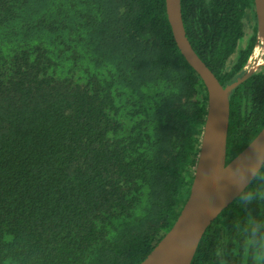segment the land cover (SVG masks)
<instances>
[{"label": "trees", "instance_id": "1", "mask_svg": "<svg viewBox=\"0 0 264 264\" xmlns=\"http://www.w3.org/2000/svg\"><path fill=\"white\" fill-rule=\"evenodd\" d=\"M180 6L221 85L240 77L254 1ZM206 107L165 0H0V264H139L188 196ZM263 124L261 65L229 94L226 162ZM261 239L264 171L190 264H264Z\"/></svg>", "mask_w": 264, "mask_h": 264}, {"label": "water", "instance_id": "2", "mask_svg": "<svg viewBox=\"0 0 264 264\" xmlns=\"http://www.w3.org/2000/svg\"><path fill=\"white\" fill-rule=\"evenodd\" d=\"M253 1L257 44L258 35L264 39V0ZM165 11L180 53L206 88L207 107L188 196L172 226L139 264H190L207 226L244 190L258 172L257 163L264 161L263 124L251 141L226 162L229 94L253 70H247L246 63L240 77L221 85L186 36L180 0H165Z\"/></svg>", "mask_w": 264, "mask_h": 264}, {"label": "rangeland", "instance_id": "3", "mask_svg": "<svg viewBox=\"0 0 264 264\" xmlns=\"http://www.w3.org/2000/svg\"><path fill=\"white\" fill-rule=\"evenodd\" d=\"M251 23L252 22H250V24H247L246 23V33H247V35L252 32V25H251ZM247 35H245L243 37V39L240 40L239 46H241L244 43V41H245L244 39L246 38ZM254 48L255 49H253V51H252V53H251V55H250V57L248 58V61H247V70H253V71L258 70L260 68V66H261L260 64L263 63V61H264V51H263V47L259 43V41L255 45ZM254 50H256V54H255V51Z\"/></svg>", "mask_w": 264, "mask_h": 264}, {"label": "clouds", "instance_id": "4", "mask_svg": "<svg viewBox=\"0 0 264 264\" xmlns=\"http://www.w3.org/2000/svg\"><path fill=\"white\" fill-rule=\"evenodd\" d=\"M260 145L258 144L257 147ZM257 170L259 171H264V161L258 162L257 163ZM259 245L261 248H264V239H261L258 241ZM256 259H259V256L256 257Z\"/></svg>", "mask_w": 264, "mask_h": 264}, {"label": "bare ground", "instance_id": "5", "mask_svg": "<svg viewBox=\"0 0 264 264\" xmlns=\"http://www.w3.org/2000/svg\"><path fill=\"white\" fill-rule=\"evenodd\" d=\"M258 41H259V43L262 45V47H263V51H264V39H263V37L261 36V35H258ZM255 51V54H256V50H254ZM260 62V61H259ZM262 62V61H261ZM263 63H264V61H263ZM256 64V63H255Z\"/></svg>", "mask_w": 264, "mask_h": 264}, {"label": "built area", "instance_id": "6", "mask_svg": "<svg viewBox=\"0 0 264 264\" xmlns=\"http://www.w3.org/2000/svg\"><path fill=\"white\" fill-rule=\"evenodd\" d=\"M244 68H246V66H244Z\"/></svg>", "mask_w": 264, "mask_h": 264}]
</instances>
